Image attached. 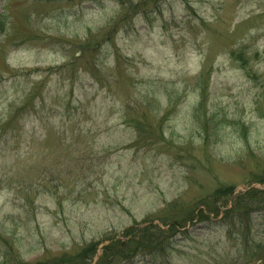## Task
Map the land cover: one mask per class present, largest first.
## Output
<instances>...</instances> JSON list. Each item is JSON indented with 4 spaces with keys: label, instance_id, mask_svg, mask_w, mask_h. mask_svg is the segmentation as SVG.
I'll return each mask as SVG.
<instances>
[{
    "label": "rangeland",
    "instance_id": "obj_1",
    "mask_svg": "<svg viewBox=\"0 0 264 264\" xmlns=\"http://www.w3.org/2000/svg\"><path fill=\"white\" fill-rule=\"evenodd\" d=\"M250 188L264 0H0V264H233Z\"/></svg>",
    "mask_w": 264,
    "mask_h": 264
},
{
    "label": "trees",
    "instance_id": "obj_2",
    "mask_svg": "<svg viewBox=\"0 0 264 264\" xmlns=\"http://www.w3.org/2000/svg\"><path fill=\"white\" fill-rule=\"evenodd\" d=\"M218 196L224 199L222 202L224 209L219 213L212 210V208H207V211L208 213H214V215L220 214V221L224 223H226V220H232V217L229 216L236 213L239 215L241 221L248 224L251 219L250 209L264 203V189L250 188L236 195H233L231 192L224 193L218 190L215 197ZM201 213L202 211H200ZM234 229L235 231L237 230L236 225ZM238 252L240 255L233 260V264H264V243H252L251 247L246 244Z\"/></svg>",
    "mask_w": 264,
    "mask_h": 264
}]
</instances>
